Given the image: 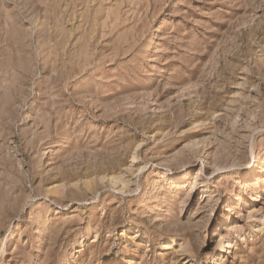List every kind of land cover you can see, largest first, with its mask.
I'll return each instance as SVG.
<instances>
[{
	"label": "rangeland",
	"instance_id": "374dc122",
	"mask_svg": "<svg viewBox=\"0 0 264 264\" xmlns=\"http://www.w3.org/2000/svg\"><path fill=\"white\" fill-rule=\"evenodd\" d=\"M0 264H264V0H0Z\"/></svg>",
	"mask_w": 264,
	"mask_h": 264
},
{
	"label": "bare ground",
	"instance_id": "6f19581e",
	"mask_svg": "<svg viewBox=\"0 0 264 264\" xmlns=\"http://www.w3.org/2000/svg\"><path fill=\"white\" fill-rule=\"evenodd\" d=\"M135 155V154H134ZM137 159H138V157L137 156H135V160L137 161ZM113 177V176H112ZM178 177H180V175L178 176ZM194 184V183H193ZM194 186V185H193ZM58 190V189H57ZM59 192V191H58ZM233 246V243H232V241H227V245H226V247L227 248H231Z\"/></svg>",
	"mask_w": 264,
	"mask_h": 264
}]
</instances>
